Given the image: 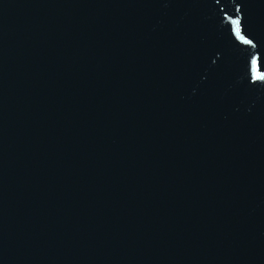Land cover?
Segmentation results:
<instances>
[{
	"label": "water",
	"instance_id": "water-1",
	"mask_svg": "<svg viewBox=\"0 0 264 264\" xmlns=\"http://www.w3.org/2000/svg\"><path fill=\"white\" fill-rule=\"evenodd\" d=\"M0 264H264V0H0Z\"/></svg>",
	"mask_w": 264,
	"mask_h": 264
},
{
	"label": "snow or ice",
	"instance_id": "snow-or-ice-1",
	"mask_svg": "<svg viewBox=\"0 0 264 264\" xmlns=\"http://www.w3.org/2000/svg\"><path fill=\"white\" fill-rule=\"evenodd\" d=\"M236 23L238 24V21Z\"/></svg>",
	"mask_w": 264,
	"mask_h": 264
}]
</instances>
